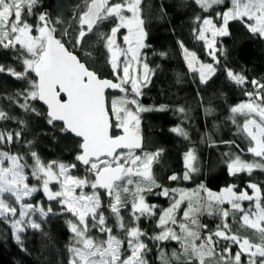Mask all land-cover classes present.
<instances>
[{
    "label": "snow or ice",
    "instance_id": "obj_1",
    "mask_svg": "<svg viewBox=\"0 0 264 264\" xmlns=\"http://www.w3.org/2000/svg\"><path fill=\"white\" fill-rule=\"evenodd\" d=\"M194 2L208 13L195 18L193 32L204 42L211 62L200 60L183 42L180 46L188 69L206 84L226 55L218 38L231 34V21L243 23L250 33L264 38V0ZM143 4L144 0H81L72 22L53 20L40 12L36 22L30 23L40 0H0V49L12 50L21 63V70L0 65V73L28 85L13 102L35 115L40 113L33 102H41L46 106L47 124H60L61 133L80 140L75 162H45L36 151L20 154L8 148L22 139L24 128L15 132L0 129V218L11 223L15 239L23 243L21 234L26 229L41 228L36 214L48 217L53 213L51 203L33 204L26 198L43 194L48 202L58 204L62 214L72 217L68 221L72 242L67 264H150L148 257L154 249L148 242L160 245L157 258L161 264H264V186L249 183L240 190L230 185L214 192L203 184L188 190L157 183L153 164L160 150L145 151L141 114L164 112L167 107L140 103L155 75L144 51L150 45L146 43ZM106 23L111 24L107 32L102 30ZM93 41L104 50L110 79L76 54ZM86 56L91 57V52ZM226 74L238 86H252V91L244 90L246 100L232 106L230 112L231 122L250 142L248 152L259 160L248 162L233 155L226 161L230 175L251 176L256 169L264 171V82L249 81L242 72L231 69ZM10 119L0 108V121ZM170 131L188 136L181 126ZM196 161L195 150L189 149L183 175L168 179H192V173L199 171ZM78 165L84 168L83 176L74 174ZM151 196L168 198L170 205L159 208L148 202ZM203 215L221 222L209 229L201 223ZM153 217L158 231L149 236L139 225L142 219ZM237 217L240 227L250 229L253 238L233 231L229 220ZM173 241L179 248L168 254L164 246Z\"/></svg>",
    "mask_w": 264,
    "mask_h": 264
},
{
    "label": "trees",
    "instance_id": "obj_2",
    "mask_svg": "<svg viewBox=\"0 0 264 264\" xmlns=\"http://www.w3.org/2000/svg\"><path fill=\"white\" fill-rule=\"evenodd\" d=\"M79 3L81 0H40L41 6L29 22L35 23V16L40 12L48 13L53 20L60 18L72 22L76 5ZM143 7L148 32L146 43L150 45L144 51L147 53L150 67L155 70V75L151 77L150 85L144 89L140 103L146 107H167L164 112L141 114L145 151L160 150V155L153 164L157 183L168 188L188 190L203 184L214 192L230 185H236L240 190L246 188L249 183L264 186V171L256 169L251 176L247 173L232 176L226 163L233 155H239L248 162L259 160L248 152L250 142L231 122L233 114L230 112L232 106L246 100L244 90L252 91V86L236 85L227 77L226 69L242 72L249 81L256 79L264 82V38L250 33L243 23L231 21V34L219 38V43L226 53L221 58V66L215 76L206 84H202L188 69L180 42H183L189 51H195L203 62H211V58L206 54L204 42L199 41L193 32L197 26L195 18L208 13L202 11L194 0H144ZM110 26V23H106L102 30L107 32ZM88 52H91V57L86 56ZM76 54L88 66L102 72L105 78L111 77L103 59L104 50L99 42L93 41L89 47L77 51ZM0 65L21 70V63L12 50L0 49ZM27 87L26 82L0 73V108L12 117L8 121H0V129H11L13 132L25 129L22 139L16 144L8 145V148L20 154L36 151L45 162H75V156L79 154L80 140L72 134L61 133L60 124L55 127L47 124L44 115L46 109L40 102H33V107L40 115L25 113L13 102L18 99L17 94ZM180 108H183L184 112H180ZM21 120L24 121L23 125L18 123ZM238 123H242L239 118ZM176 126L186 130L187 138L170 131ZM29 141L32 142L31 145L28 144ZM189 149L195 150V163L199 171L192 173V179L187 181L169 180L173 174L183 175L184 155ZM29 163L32 161L29 160ZM74 174L83 176L84 168L78 165ZM248 191L252 194L251 189ZM39 201L51 203L53 213L48 217L37 214L35 218L41 223V228L26 229L21 234L23 243L15 239L11 223L0 218V264H67L70 256L68 249L72 242L68 221L72 220V217L62 214L60 206L55 202H48L43 194H38L31 200L33 204H38ZM148 202L156 204L159 208H167L171 201L162 196H151ZM244 205H248V202ZM183 210L184 206L180 214ZM125 216L127 218V214ZM220 222L215 216L204 215L202 218V224H207L209 229L213 230ZM229 223L233 231L238 230L240 234L249 236L250 230L245 232L240 227L239 217L236 221L229 220ZM140 226L149 236L158 231L154 217L142 219ZM148 243L149 247L154 249L148 257L150 264H161L157 258L160 245L155 242ZM178 248L177 242L173 241L167 243L163 250L170 254L173 249Z\"/></svg>",
    "mask_w": 264,
    "mask_h": 264
},
{
    "label": "rangeland",
    "instance_id": "obj_3",
    "mask_svg": "<svg viewBox=\"0 0 264 264\" xmlns=\"http://www.w3.org/2000/svg\"><path fill=\"white\" fill-rule=\"evenodd\" d=\"M218 39H219V38H218ZM30 183H31V184H35L36 182H35L34 180H30ZM37 195H38V194H37ZM32 199H33V198H26V200H32ZM40 202H41V201H39L38 203H40ZM246 202H247V201H246ZM244 203H245V202H244ZM248 203H249V202H248ZM226 205H227V204H226ZM228 206H229V205H228ZM244 206L247 207L248 205H244ZM226 208H228V207H226ZM37 214H38V216H40L39 213H37ZM37 214H36V215H37ZM180 215L182 216V213H181ZM203 216H204V215H203ZM203 216H201V218H200V219H201V223H202V218H203ZM207 217H209V216H207ZM34 218H35V217H34ZM35 219H36V218H35ZM36 222H38V221L36 220ZM203 224H204V223H203ZM139 226H140V225H139ZM140 227H141V226H140ZM244 230H245V232H246V231H248V230H250V229H244ZM114 231H115V230H114ZM14 233H15V230H14ZM93 234L95 235V233H93ZM15 235H16V234H15ZM249 237H250V238H253V233H252L251 230H250V233H249Z\"/></svg>",
    "mask_w": 264,
    "mask_h": 264
},
{
    "label": "water",
    "instance_id": "obj_4",
    "mask_svg": "<svg viewBox=\"0 0 264 264\" xmlns=\"http://www.w3.org/2000/svg\"><path fill=\"white\" fill-rule=\"evenodd\" d=\"M112 92H113V94H120L118 91H116V90H111ZM40 104H42L41 102H40ZM43 105V104H42ZM44 106V105H43ZM45 108H46V106H44ZM72 136L73 137H75L73 134H72ZM76 139H78L79 140V138H77V137H75Z\"/></svg>",
    "mask_w": 264,
    "mask_h": 264
},
{
    "label": "flooded vegetation",
    "instance_id": "obj_5",
    "mask_svg": "<svg viewBox=\"0 0 264 264\" xmlns=\"http://www.w3.org/2000/svg\"><path fill=\"white\" fill-rule=\"evenodd\" d=\"M106 78H109V79H110V78H112V77H106ZM45 109H46V108H45ZM126 214H127V213H125V215H126Z\"/></svg>",
    "mask_w": 264,
    "mask_h": 264
},
{
    "label": "bare ground",
    "instance_id": "obj_6",
    "mask_svg": "<svg viewBox=\"0 0 264 264\" xmlns=\"http://www.w3.org/2000/svg\"><path fill=\"white\" fill-rule=\"evenodd\" d=\"M115 95H119V94H115Z\"/></svg>",
    "mask_w": 264,
    "mask_h": 264
}]
</instances>
